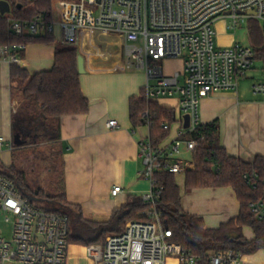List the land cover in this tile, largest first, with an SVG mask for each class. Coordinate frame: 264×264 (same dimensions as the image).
<instances>
[{"label": "built area", "instance_id": "built-area-1", "mask_svg": "<svg viewBox=\"0 0 264 264\" xmlns=\"http://www.w3.org/2000/svg\"><path fill=\"white\" fill-rule=\"evenodd\" d=\"M0 2L9 3L11 14L10 0ZM9 14L6 16L15 35L56 36L55 27L59 26L60 42L66 46L77 47L98 32L120 36L127 61L124 69L144 71L147 98L180 100V111L184 117L189 116V127L185 128L181 117L178 122L184 129L168 145L155 146L151 137L139 143L144 161L141 176L153 188L143 199L154 205L162 190H154L156 172L184 175L196 168L198 143L185 137L201 125V100L214 93L237 90L238 81L255 68L253 44L216 45V25L227 18L234 28L246 20H257L264 29V0H53L50 16L41 13L22 20ZM27 46L0 45V60L18 63L19 52ZM175 59L181 60L183 71L166 74L164 64ZM260 72L262 79L252 85L255 96H264V69ZM107 126L115 129L118 122L111 119ZM121 191L122 187L115 186L111 194L117 197ZM251 209L257 219L264 221V202L252 203ZM0 213L5 214L6 223H13L10 240L0 235V264H67L68 218L33 206L18 191L15 181L1 172ZM142 215L152 219L130 222L124 232L109 236L104 245L87 247L89 260L93 264H203L202 258L170 242L171 231L164 228L155 207ZM205 264H244V258L236 251L225 250L211 253Z\"/></svg>", "mask_w": 264, "mask_h": 264}, {"label": "trees", "instance_id": "trees-1", "mask_svg": "<svg viewBox=\"0 0 264 264\" xmlns=\"http://www.w3.org/2000/svg\"><path fill=\"white\" fill-rule=\"evenodd\" d=\"M10 2L15 17L22 20H30L41 13L50 16L53 7V0ZM250 22L255 60L264 65V29L257 20ZM55 41L52 34L17 36L11 31L8 16L0 15V45L55 44ZM19 54L21 58L24 57V51ZM79 57L76 47L59 44L56 47L55 64L50 71L31 74L17 63L11 66V89L14 94L20 93L22 99L20 108L13 115V135H20L27 144L24 147L14 145L13 164L6 168L0 162L1 174L13 179L18 191L33 206L36 201H43L47 208H37L65 215L69 221L68 241L72 245H104L109 236L124 232L130 222L149 220L142 214L155 207L161 215L164 228L171 231L170 242L202 258L203 264L208 262L211 253L219 251L233 250L242 255H253L263 250L264 221L256 218L251 204L264 202V156H254L250 161L230 156L221 146L218 120L201 124L185 137L196 141L198 149L194 154L196 168L184 174L186 191L232 188L236 193L240 203L239 215L218 228L206 229L202 218L183 210L177 175L167 171H158L154 175L157 182L154 190L162 189L155 205L146 202L143 197L131 196L105 223L85 220L81 209L67 202L60 151L56 153L60 158L59 166L52 168L53 191L48 194L29 184L28 172L16 165L15 152L28 148L37 152L43 145L57 150L60 141L59 120L89 112V100L81 89ZM156 100H149L144 88L138 96L130 99L129 112L135 128L149 125L152 144L158 146L170 136L176 118L174 110L161 106ZM145 113H148L147 118L144 117ZM245 229L253 232L252 240L245 237ZM234 234L238 237L232 236Z\"/></svg>", "mask_w": 264, "mask_h": 264}, {"label": "crops", "instance_id": "crops-1", "mask_svg": "<svg viewBox=\"0 0 264 264\" xmlns=\"http://www.w3.org/2000/svg\"><path fill=\"white\" fill-rule=\"evenodd\" d=\"M216 33L219 46L235 43L224 32L216 30ZM54 37L55 44H29L17 64L31 74L52 70L56 47L62 44L57 36ZM76 48L85 59V72L80 76V83L90 107L85 115L65 116L59 120L58 150L62 153L65 193L67 202L79 207L85 220L105 223L131 196L144 197L153 189L141 176L144 161L139 148L141 141L150 138V128H135L129 112L130 99L146 87L147 77L138 68L124 69L127 61L124 40L120 36L98 32L86 37ZM13 64L0 60V137L3 138L0 162L6 168L13 164V148L10 147H14L13 115L22 104L21 94H14L11 89ZM256 80L249 85L251 90ZM244 83L239 82L235 91L218 92L203 98L200 120L201 124L218 120L221 146L230 156L250 161L254 156H264V134H250L254 127V112L263 114L264 101L254 103L253 96L241 90ZM156 101L175 111L176 122L171 134L162 142L168 145L184 129L178 122L184 117L180 100L162 97ZM111 119L118 122L117 128H108ZM184 181V175H177L183 210L202 218L206 229L218 228L239 215L240 203L232 188L186 191ZM115 186L122 187L117 197L111 194ZM244 235L248 240L254 238L250 229H245ZM243 258L244 264H264V249L253 255H243ZM67 264H93L88 258L87 247L70 244Z\"/></svg>", "mask_w": 264, "mask_h": 264}, {"label": "rangeland", "instance_id": "rangeland-1", "mask_svg": "<svg viewBox=\"0 0 264 264\" xmlns=\"http://www.w3.org/2000/svg\"><path fill=\"white\" fill-rule=\"evenodd\" d=\"M10 17L15 18L14 12L12 11L9 14ZM57 22H59V18H56ZM250 21L246 20V22L240 24L237 27H233V21L230 18L220 21L216 25V30H220L234 39L235 43H239L245 47L251 46V36H250ZM55 33L57 36L58 41L61 38V28L59 26L55 27ZM58 43V42H57ZM220 44L219 38L216 36V45ZM166 74H173L174 72H182V62L181 60L175 59L170 60L164 64ZM261 69H264V65L256 60L255 68L249 72L247 79L238 81L245 82L241 88L244 93L249 94L252 98L254 103L257 101H264L263 97L254 96L252 95V90L249 85L252 84L254 79L260 80L262 79V73L260 72ZM247 84L245 87L244 85ZM249 86V87H248ZM253 122L252 124L254 127L250 134L254 135H261L264 134V112L263 114L259 112H254ZM59 150H53L51 147L47 145L41 146L37 152L34 151L32 148H28L24 151H16L15 152V162L18 167L28 172L29 175V184L33 188H41L45 190L48 194H50L52 189V181L54 176L52 175V168L57 165L59 166V156L56 153ZM185 157L188 154H183ZM180 178V177H179ZM180 181V179H178ZM36 207L39 208H47L46 202L43 201H36L34 204ZM150 211V210H149ZM147 212V211H146ZM187 213V212H186ZM188 214V213H187ZM5 214L0 213V235L10 240L13 234V223H6L5 222ZM149 220L152 219L148 217Z\"/></svg>", "mask_w": 264, "mask_h": 264}, {"label": "water", "instance_id": "water-1", "mask_svg": "<svg viewBox=\"0 0 264 264\" xmlns=\"http://www.w3.org/2000/svg\"><path fill=\"white\" fill-rule=\"evenodd\" d=\"M11 12V7L8 2H0V15L5 16ZM85 60L82 55H80L78 60V66H79V72L80 74H83L85 72ZM185 120V128L189 127V116L186 115L184 117ZM14 145L17 147H23L26 145V142L21 140L20 135L14 136ZM234 237H238V235L234 234L232 235Z\"/></svg>", "mask_w": 264, "mask_h": 264}]
</instances>
